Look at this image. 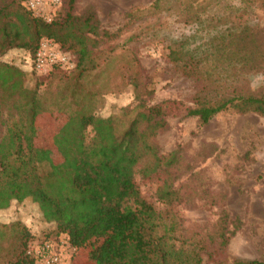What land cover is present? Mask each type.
Returning <instances> with one entry per match:
<instances>
[{"label": "trees", "instance_id": "obj_1", "mask_svg": "<svg viewBox=\"0 0 264 264\" xmlns=\"http://www.w3.org/2000/svg\"><path fill=\"white\" fill-rule=\"evenodd\" d=\"M74 4L60 0V11L45 22L21 0H0V210L29 201L54 238L64 234L69 246L87 248L91 264H201L204 247L182 237L174 219L147 202L134 181V166L142 156L156 163L161 159L152 139L167 123L154 106L138 103L122 131H116L113 116L58 107L66 120L50 143L59 159L53 161V150L33 144V120L41 108L35 93L23 98L19 69L28 62L32 71L39 40L51 39L73 56L77 79L106 66L107 58L98 63L93 52L98 38L111 34L99 27L92 6L74 14ZM184 10L183 22L192 33L165 43L162 58L194 82L185 114L199 124L219 112L264 116V85L250 82L264 69V27L241 14H202L188 2ZM123 15L131 18L133 9ZM129 62L133 88L151 96L152 89L140 87L137 59ZM13 112L23 115L14 118ZM174 158L172 153L168 163ZM173 195L169 188L160 199L169 204ZM238 227L237 218L221 211L213 232L215 248L223 249ZM30 236L20 221H0V264H34L35 257L26 252ZM232 264L264 261L234 259Z\"/></svg>", "mask_w": 264, "mask_h": 264}, {"label": "rangeland", "instance_id": "obj_2", "mask_svg": "<svg viewBox=\"0 0 264 264\" xmlns=\"http://www.w3.org/2000/svg\"><path fill=\"white\" fill-rule=\"evenodd\" d=\"M187 2L202 14H241L248 23L264 27V0H75L74 14L92 6L99 27L111 34L99 37L93 52L98 63L107 58L106 66L80 79L76 69L54 68L36 74L28 62L18 68L23 73V98L35 93L41 108L33 120V144L53 150V161L59 159L50 143V136L66 120V113L58 107L100 118L113 116L116 131H122L138 103L154 106L165 117L167 128L152 139L161 155L159 163L144 155L134 166L139 194L168 212L182 237L204 247L201 264L264 261V116L219 112L199 124L185 114L194 82L167 64L162 52L165 43L192 33L183 22ZM59 5L60 0L52 19ZM129 9L133 15L126 18L123 13ZM132 33L139 34L128 42ZM130 58L137 59L140 87L152 89L151 96L137 94L133 88L128 78ZM250 82L253 87L264 85V69L251 76ZM13 115L17 118L23 113ZM172 153L175 158L168 163ZM169 188L175 195L167 204L160 193ZM221 211L237 218L239 227L228 244L217 249L213 232ZM13 220L23 223L31 235L26 252L35 257L34 264H44L36 257L43 243L60 255L57 264H91L87 248L69 246L64 234L54 238L51 227L40 222L29 201L0 210V221Z\"/></svg>", "mask_w": 264, "mask_h": 264}, {"label": "built area", "instance_id": "obj_3", "mask_svg": "<svg viewBox=\"0 0 264 264\" xmlns=\"http://www.w3.org/2000/svg\"><path fill=\"white\" fill-rule=\"evenodd\" d=\"M59 0H22V5L35 16L42 18L45 22L52 20L54 11L57 10ZM47 5V9L45 6ZM73 56L58 48L48 38H41L32 58V71L36 74H45L54 68L70 70L74 67ZM44 264H57L60 255L49 251V244L43 243L36 251Z\"/></svg>", "mask_w": 264, "mask_h": 264}]
</instances>
